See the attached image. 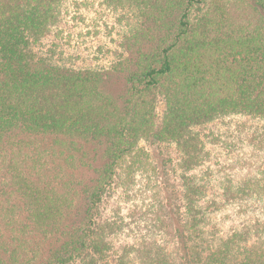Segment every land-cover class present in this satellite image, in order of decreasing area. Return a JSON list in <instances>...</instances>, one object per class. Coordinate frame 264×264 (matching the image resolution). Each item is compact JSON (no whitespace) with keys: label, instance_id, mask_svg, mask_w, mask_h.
Wrapping results in <instances>:
<instances>
[{"label":"trees","instance_id":"obj_1","mask_svg":"<svg viewBox=\"0 0 264 264\" xmlns=\"http://www.w3.org/2000/svg\"><path fill=\"white\" fill-rule=\"evenodd\" d=\"M0 264H264V0H0Z\"/></svg>","mask_w":264,"mask_h":264},{"label":"rangeland","instance_id":"obj_2","mask_svg":"<svg viewBox=\"0 0 264 264\" xmlns=\"http://www.w3.org/2000/svg\"><path fill=\"white\" fill-rule=\"evenodd\" d=\"M119 85H120L119 81L115 80V85L112 88L113 89L112 92L117 91L120 87ZM229 125H230L229 128L231 130V133L236 135L237 134L236 129H237V127L239 128V126L236 125V122L230 123ZM232 137H233V139H232ZM234 137H236V136H231L229 138H227L226 135L221 136V138L224 140H227V139L232 140V141L237 140L236 138L234 139ZM245 149H251V147L247 146V147H245ZM247 152L244 150V153L242 155H240V156H243L244 159L242 160L241 164H237L235 166V168L237 169V172H238V170H248L249 168H252V166H254L259 161L256 157H254L252 155V153L248 152V154H246ZM248 155H249V157H248ZM233 157H234L233 154L228 156V154L225 153L220 158V161H223L225 158H227V159L231 160V162H232ZM253 158H256V159L253 160ZM226 162H230V161H226ZM126 167H128V166H126ZM151 177H153V173H152V170H150V169H148V171L145 173L140 172L136 176H133V173H130V174L126 173V170H125L123 173L122 181L121 182L119 181L120 183L118 185V188H116V192H117L118 197H119L118 202L121 203V205L123 207H125V206L134 207L137 203L143 204L144 202L149 204L150 200L152 199L151 191L153 190L152 184L149 183V178H151ZM126 179L129 180L128 182H131V181L134 182L133 185H131L129 188H127V191H126V188L124 187V185L127 184L126 182H124ZM125 209H126V207H125Z\"/></svg>","mask_w":264,"mask_h":264}]
</instances>
